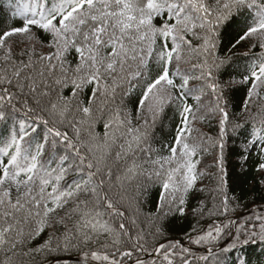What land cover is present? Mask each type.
<instances>
[{
    "label": "snow or ice",
    "instance_id": "snow-or-ice-1",
    "mask_svg": "<svg viewBox=\"0 0 264 264\" xmlns=\"http://www.w3.org/2000/svg\"><path fill=\"white\" fill-rule=\"evenodd\" d=\"M3 9L18 22H0V264H251L264 0Z\"/></svg>",
    "mask_w": 264,
    "mask_h": 264
},
{
    "label": "trees",
    "instance_id": "trees-1",
    "mask_svg": "<svg viewBox=\"0 0 264 264\" xmlns=\"http://www.w3.org/2000/svg\"><path fill=\"white\" fill-rule=\"evenodd\" d=\"M8 0H0V22L5 21L8 25H12L14 23H17L18 21L13 20L11 18V13L9 11H6L3 9V6L5 3H7ZM13 4L18 3V2H28V0H11ZM238 30V26L234 24L230 29H229V36L228 38L231 39V36L235 34V32ZM227 43V41H226ZM247 48H241L240 52L244 53L247 52ZM257 54H259V49L254 50ZM243 95L242 91L239 89L235 93L234 97V103H239L241 96ZM102 131V128H101ZM235 161H233L234 163ZM239 170L238 169H232L230 165V174L232 176L238 175ZM237 193H245L248 194V198L250 199L252 195H255L254 192L251 191V180L250 179H242L239 181L237 184L234 185ZM186 225L181 222H177L176 228H185ZM179 236H182V233H180ZM194 250H198L199 252L203 253L204 249L203 248H198V246L192 245ZM246 255L249 257L251 264H264V246L259 245V244H252L246 248ZM73 257H78L76 254H72L69 256V258ZM72 264H75V261L71 260Z\"/></svg>",
    "mask_w": 264,
    "mask_h": 264
},
{
    "label": "water",
    "instance_id": "water-1",
    "mask_svg": "<svg viewBox=\"0 0 264 264\" xmlns=\"http://www.w3.org/2000/svg\"><path fill=\"white\" fill-rule=\"evenodd\" d=\"M70 260H78V257H75V258H69Z\"/></svg>",
    "mask_w": 264,
    "mask_h": 264
}]
</instances>
